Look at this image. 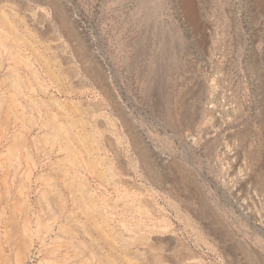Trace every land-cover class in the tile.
I'll use <instances>...</instances> for the list:
<instances>
[{
  "label": "rangeland",
  "instance_id": "1",
  "mask_svg": "<svg viewBox=\"0 0 264 264\" xmlns=\"http://www.w3.org/2000/svg\"><path fill=\"white\" fill-rule=\"evenodd\" d=\"M0 264H264V0H0Z\"/></svg>",
  "mask_w": 264,
  "mask_h": 264
},
{
  "label": "built area",
  "instance_id": "2",
  "mask_svg": "<svg viewBox=\"0 0 264 264\" xmlns=\"http://www.w3.org/2000/svg\"><path fill=\"white\" fill-rule=\"evenodd\" d=\"M237 107V101L231 93L221 94L216 85L213 86L209 98V109L212 116L221 119L226 115L229 120H233L236 117Z\"/></svg>",
  "mask_w": 264,
  "mask_h": 264
},
{
  "label": "bare ground",
  "instance_id": "3",
  "mask_svg": "<svg viewBox=\"0 0 264 264\" xmlns=\"http://www.w3.org/2000/svg\"><path fill=\"white\" fill-rule=\"evenodd\" d=\"M51 6V5H50ZM81 51V50H80ZM102 84V83H101ZM99 106V105H98ZM193 118V117H192ZM144 231V230H143ZM126 234V233H125ZM139 238V237H138ZM144 252V251H143Z\"/></svg>",
  "mask_w": 264,
  "mask_h": 264
}]
</instances>
